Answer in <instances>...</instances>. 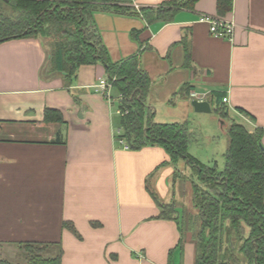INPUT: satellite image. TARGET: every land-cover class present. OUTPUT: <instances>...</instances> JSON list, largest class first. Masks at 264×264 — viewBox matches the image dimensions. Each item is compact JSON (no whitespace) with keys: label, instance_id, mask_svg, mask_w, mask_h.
Segmentation results:
<instances>
[{"label":"crops","instance_id":"crops-1","mask_svg":"<svg viewBox=\"0 0 264 264\" xmlns=\"http://www.w3.org/2000/svg\"><path fill=\"white\" fill-rule=\"evenodd\" d=\"M170 1L115 4L136 13ZM216 3L198 0L171 21L97 12L93 23L112 63L138 59L155 124L188 123L202 114L190 102L206 101L249 132L261 129L264 148V0H233L223 18ZM204 17L233 22L232 42L212 37ZM64 76L51 71L39 39L0 43V253L29 242L58 245L61 264H196L195 242L179 222L158 219L150 196L179 203L180 162L156 146L126 148L120 93L93 87L109 81L103 65ZM45 110L63 123L44 124Z\"/></svg>","mask_w":264,"mask_h":264},{"label":"trees","instance_id":"trees-1","mask_svg":"<svg viewBox=\"0 0 264 264\" xmlns=\"http://www.w3.org/2000/svg\"><path fill=\"white\" fill-rule=\"evenodd\" d=\"M197 1L172 0L135 13L131 8L116 5L115 0H0V43L39 39L47 48L51 71L65 75L68 82L82 65H103L112 87L120 93V111L125 113L120 117L122 138L129 150L159 147L171 164L182 161L191 172L192 208L199 223L193 238L196 264H264L262 130L249 132L229 120L223 108L215 110L224 122L228 141L224 168L218 171L200 164L187 152L191 139L188 123L152 121L153 112L146 105L150 80L139 67L138 59L112 63L93 23L97 12L139 15L147 23L171 21L178 11L191 10ZM232 8L233 0H217V16L225 17ZM5 9L11 14H5ZM135 35L132 32L133 38ZM184 48L188 58V49ZM43 123H63L61 113L45 110ZM150 196L161 210L158 219L178 222L173 204H161L153 192ZM182 245L180 240L178 247L181 249ZM17 247L24 251L25 261L12 263L0 258V264H61L58 245L27 242ZM168 264L172 262L169 260Z\"/></svg>","mask_w":264,"mask_h":264},{"label":"rangeland","instance_id":"rangeland-1","mask_svg":"<svg viewBox=\"0 0 264 264\" xmlns=\"http://www.w3.org/2000/svg\"><path fill=\"white\" fill-rule=\"evenodd\" d=\"M5 14L10 15L11 12L5 9ZM180 116V115H179ZM195 116V117H194ZM199 117V118H198ZM191 132V139L188 146V155L195 158L204 166L215 167L218 171L224 168L223 157L227 150L226 129L221 125V117L213 112L204 115H192L186 119ZM226 126V124H225ZM177 176L180 180L178 193L180 195L179 203H175L174 209L177 211V219L183 232V239H192L198 231L199 223L196 212L192 208V176L188 168H182V161H179ZM186 168V169H185ZM53 254H56L54 249ZM1 259H7L12 263H23L25 261L24 251L15 247L13 251L1 254Z\"/></svg>","mask_w":264,"mask_h":264},{"label":"built area","instance_id":"built-area-1","mask_svg":"<svg viewBox=\"0 0 264 264\" xmlns=\"http://www.w3.org/2000/svg\"><path fill=\"white\" fill-rule=\"evenodd\" d=\"M201 22H206L208 24L209 32L212 37L226 39L228 42H232L235 30V25L233 22L220 18L209 17L201 18ZM93 87L99 90L105 96H108L110 90L112 89V84L109 81L99 80L98 83ZM190 98L196 99V95L192 93ZM119 99L121 100V97H119ZM223 103H227V99H223ZM119 114L120 116H123L125 113L120 112ZM126 148H128V146Z\"/></svg>","mask_w":264,"mask_h":264},{"label":"water","instance_id":"water-1","mask_svg":"<svg viewBox=\"0 0 264 264\" xmlns=\"http://www.w3.org/2000/svg\"><path fill=\"white\" fill-rule=\"evenodd\" d=\"M190 105L195 113L207 114L211 112L210 105L206 101L192 100Z\"/></svg>","mask_w":264,"mask_h":264}]
</instances>
